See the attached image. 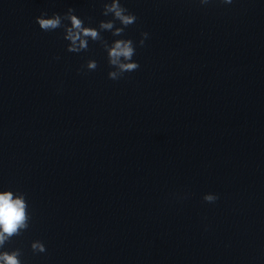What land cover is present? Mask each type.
<instances>
[{
	"label": "clouds",
	"instance_id": "clouds-1",
	"mask_svg": "<svg viewBox=\"0 0 264 264\" xmlns=\"http://www.w3.org/2000/svg\"><path fill=\"white\" fill-rule=\"evenodd\" d=\"M209 2L210 0H200L201 4ZM222 2L231 4L232 0H222ZM74 13L75 9L71 7L64 14L53 13L51 16L46 11H42L35 18V22L44 32L63 29V39L68 41L67 51L71 53L88 51L89 41L99 42L107 54V62L112 69L108 72V78L113 81L120 80L126 73L140 68L139 63L133 59L137 45L132 39L119 38L109 43L102 36L103 32H110L114 37H123L125 29L137 21V16L123 6L121 0H104L102 15L112 18L100 21L96 27L85 26L84 19ZM117 22L120 26H117ZM148 36L147 32L141 33L139 40L141 47L144 46ZM97 67V61L89 59L80 70L95 71ZM218 199V195L213 193L203 196V200L207 203H215ZM31 219L29 204L24 193L12 190L0 191V264H22V253L19 249L11 251L3 249L13 237L21 236L29 228ZM31 248L36 253L46 251L45 245L39 240L32 242Z\"/></svg>",
	"mask_w": 264,
	"mask_h": 264
}]
</instances>
